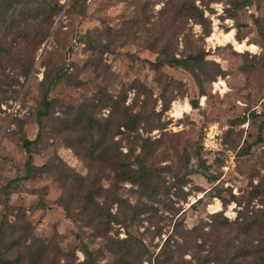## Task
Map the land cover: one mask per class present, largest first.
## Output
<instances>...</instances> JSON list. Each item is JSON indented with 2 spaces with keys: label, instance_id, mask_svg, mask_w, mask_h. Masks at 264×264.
Returning a JSON list of instances; mask_svg holds the SVG:
<instances>
[{
  "label": "rangeland",
  "instance_id": "rangeland-1",
  "mask_svg": "<svg viewBox=\"0 0 264 264\" xmlns=\"http://www.w3.org/2000/svg\"><path fill=\"white\" fill-rule=\"evenodd\" d=\"M0 260L264 264V0H0Z\"/></svg>",
  "mask_w": 264,
  "mask_h": 264
},
{
  "label": "trees",
  "instance_id": "trees-1",
  "mask_svg": "<svg viewBox=\"0 0 264 264\" xmlns=\"http://www.w3.org/2000/svg\"><path fill=\"white\" fill-rule=\"evenodd\" d=\"M75 1H79V0H75ZM189 14L190 16H194V17H198V19L203 20V14L202 12L194 5L191 6L189 8ZM203 59L199 54H195V55H190L188 54V56H185L183 58H179V57H175V56H171L169 58H167L166 60H163L162 62L167 63L170 66H182L187 70H190L191 72H193L194 70V66L197 65L198 67L201 65L200 62H202ZM193 66V67H192ZM193 68V69H192ZM57 78V77H56ZM56 78L52 79L49 84L44 88V90L42 91V105H43V110L38 112V125L41 126V116L46 115L48 113L49 110V106H50V101L48 99V93H49V88L51 85H53L56 82ZM260 131L261 129H259V135H258V139H260ZM34 142V140H29V139H24L23 141V146L26 149L27 153H28V159L26 160L25 163V174L22 175L21 177H18V180H26L28 179L31 174L34 172V166L32 163V155L30 152V145ZM223 222H227V219L225 218L223 220ZM259 223L262 224V221H259ZM248 226V225H246ZM1 261V260H0ZM215 264H230L231 260H229L228 263L225 262H219V261H215Z\"/></svg>",
  "mask_w": 264,
  "mask_h": 264
},
{
  "label": "bare ground",
  "instance_id": "bare-ground-1",
  "mask_svg": "<svg viewBox=\"0 0 264 264\" xmlns=\"http://www.w3.org/2000/svg\"><path fill=\"white\" fill-rule=\"evenodd\" d=\"M233 44L235 45V47L237 48L238 51H243L245 49H252L255 47L253 44H250V46H249L244 42H236L235 40H233ZM176 112H178V110H176Z\"/></svg>",
  "mask_w": 264,
  "mask_h": 264
}]
</instances>
